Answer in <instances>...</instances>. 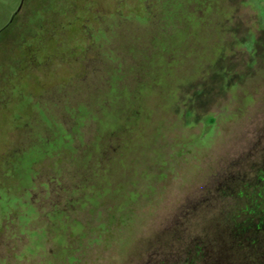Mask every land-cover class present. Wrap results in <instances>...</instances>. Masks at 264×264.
<instances>
[{
    "label": "rangeland",
    "instance_id": "obj_1",
    "mask_svg": "<svg viewBox=\"0 0 264 264\" xmlns=\"http://www.w3.org/2000/svg\"><path fill=\"white\" fill-rule=\"evenodd\" d=\"M168 1L0 0V264H173L260 213L217 190L264 163V0Z\"/></svg>",
    "mask_w": 264,
    "mask_h": 264
},
{
    "label": "trees",
    "instance_id": "obj_2",
    "mask_svg": "<svg viewBox=\"0 0 264 264\" xmlns=\"http://www.w3.org/2000/svg\"><path fill=\"white\" fill-rule=\"evenodd\" d=\"M171 1L173 2L174 0L168 1V14H166L165 18L168 22H172L174 26L177 27L180 24V21L183 20L181 14L186 12L192 13L194 11V4L193 0H179L182 7V11H179L170 9V5L174 4ZM215 5L216 4L213 5V8H216ZM158 11L159 9H155L154 11L150 12L151 14L148 13L147 15L148 18L159 21L157 25L159 26L158 29L160 30L157 29V31H154V33H152L151 45H153V43H156V40L160 39L161 34H164L169 38L172 37L171 27H166L165 22L162 21V17ZM197 12H200L202 14L200 10H198ZM180 25H184V27L189 28L188 26H185L186 24ZM189 31L191 33V30ZM244 176L235 177L236 180L240 181L238 186H240L239 189L241 190L235 191L233 190V188H230L231 185L227 184L228 187L224 186V188L217 190V192L221 197L226 196L230 199V206L235 204V202L237 203L239 199L243 198L245 205V215L243 216L248 217L249 215L253 214V212H255V209H258V207H260L261 205V209H259L260 213L257 214L256 219H253L254 222L247 224L239 230L228 232L227 234L225 232L224 234L220 233L223 236L224 242H222L221 247L218 248L214 246V242H211V244L209 245L208 240L204 238L205 236H202L201 241H198L194 246L190 247V250L184 249L182 261L173 264H252L250 254V252H252V248L254 247V249H257V245L261 246V243H264V163L260 166V168L252 170L251 174L246 175L245 177ZM252 191L257 193V197L255 200H253V198H250V194ZM219 216L220 212L212 217V228L220 227L221 224L219 223ZM111 218L112 222H115L117 220L113 215L110 217V219L106 218L104 221H100L104 228H102L98 233L99 235L97 242H99L101 237L104 235L107 227L110 226L109 224L111 223ZM118 220L122 222L121 224L126 223L125 221L127 219L124 212L119 215ZM253 235H255V237L253 239H250L249 237ZM258 235L260 236L257 238L256 236ZM216 241L217 240H215V243ZM251 244H253V247L251 246ZM260 246L259 248H261ZM242 250L245 251V257L243 259L239 256V253ZM262 254H264V252H262ZM160 264L166 263L162 262Z\"/></svg>",
    "mask_w": 264,
    "mask_h": 264
}]
</instances>
